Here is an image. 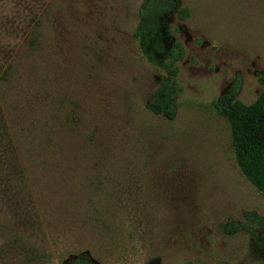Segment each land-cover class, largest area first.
<instances>
[{"label":"rangeland","instance_id":"1","mask_svg":"<svg viewBox=\"0 0 264 264\" xmlns=\"http://www.w3.org/2000/svg\"><path fill=\"white\" fill-rule=\"evenodd\" d=\"M141 1L0 0V58L33 27L53 83L103 136L94 162L40 185L0 171V264L79 254L95 264H264V237L225 229L245 212L263 216L264 194L240 172L215 109L220 97L248 105L261 91L264 0H178L162 66L133 37ZM169 76L171 119L147 110Z\"/></svg>","mask_w":264,"mask_h":264},{"label":"trees","instance_id":"2","mask_svg":"<svg viewBox=\"0 0 264 264\" xmlns=\"http://www.w3.org/2000/svg\"><path fill=\"white\" fill-rule=\"evenodd\" d=\"M177 5L178 0L141 1L133 37L150 64L162 66L172 57L166 45L165 19ZM36 34L32 27L15 55L0 58V171L14 172L23 182L40 185L63 166L94 162L103 136L65 84L56 87L53 83L45 48L42 51L48 46L44 41L40 44ZM170 76L160 82L147 104L151 114L169 119L177 110V90ZM258 81L261 91L253 103L220 97L215 109L228 125L240 172L264 194V71ZM225 229L229 234L244 232L257 242L264 237V215L245 212L242 222ZM59 264L95 263L79 254Z\"/></svg>","mask_w":264,"mask_h":264}]
</instances>
